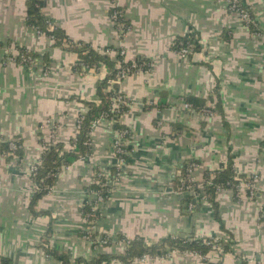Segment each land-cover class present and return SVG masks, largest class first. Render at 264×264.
<instances>
[{"label": "crops", "instance_id": "1", "mask_svg": "<svg viewBox=\"0 0 264 264\" xmlns=\"http://www.w3.org/2000/svg\"><path fill=\"white\" fill-rule=\"evenodd\" d=\"M27 1L0 0V137L20 141L23 152L22 162L0 158V264H99L101 256L125 254L120 237L154 245L190 235L214 239L223 254L179 251L132 264L263 260L264 195L237 199L224 189L213 203L192 199L195 208L189 211L184 201L192 197L178 184L189 162L198 163L195 177L201 183L232 160L238 176L258 175L264 190V0H236L262 37L231 14L224 0H116L129 25L124 36L111 19L114 0H44L43 14L71 40L97 50L123 49L127 61L150 66L121 83L128 111L118 122L104 120L93 129L92 155L64 168L36 201L29 166L42 155L44 132L55 130L57 142L68 149L79 116L88 111L84 102L100 103L97 84L107 71L76 72L75 53L27 24ZM192 34L199 51L179 57L175 39ZM17 47L37 56L29 64L12 61ZM117 50L110 53L114 60ZM191 102L216 115L186 109ZM118 123L130 132L128 154L97 225L111 243L95 248L83 236V208L96 170L112 176L118 167Z\"/></svg>", "mask_w": 264, "mask_h": 264}, {"label": "trees", "instance_id": "2", "mask_svg": "<svg viewBox=\"0 0 264 264\" xmlns=\"http://www.w3.org/2000/svg\"><path fill=\"white\" fill-rule=\"evenodd\" d=\"M45 5L44 0H28L27 1V24L30 27H33L37 30L38 34L45 35L47 37L54 38V46L62 47L67 51L73 52L77 55V62L74 65L73 69L79 74L86 75L91 70L98 71L101 66H105L107 71L106 78L100 81L97 84V95L100 99V103L97 104L95 102H87L85 101V106L88 111L83 116L84 120L82 122L81 128L76 134L75 138H72L70 141V145H74V149H65L62 143L57 142L55 146H51L47 150L42 153L41 156V165L37 168V171L31 174V180L34 185L40 187V190H36L34 193V201L41 198L43 195L47 194L53 185V182L56 176L63 170V168L69 167L74 164L76 161L80 159L89 157L92 155V142H91V133L92 126L97 120L101 118L112 119L114 117L111 114L110 110L113 105V98H115L116 92H119L120 85L114 84L111 85L110 81L117 79V76L120 72V69L117 67L118 61L121 62L122 68L132 66L133 62H129L126 60V57L121 54L120 50L115 49L114 47H107L104 50H97L92 45L83 43V42H75L67 36L65 31L57 26V24L47 18L42 9ZM127 23V22H126ZM128 25V23H127ZM191 39H194L197 44V52L200 49L198 38L195 34L189 36ZM189 40L186 37H178L175 39L173 44V50H179L180 44L186 46ZM1 48V44H0ZM21 54L35 58L37 55L27 51L24 48L17 47ZM118 53L117 60L111 58L110 53L116 51ZM17 62L20 63V58L17 59ZM138 64H146L147 66L143 69L144 71L149 69L150 64L148 62L138 61ZM113 88L115 92L109 90V88ZM193 106L200 110L204 106L199 105L198 103H192ZM126 111H128L127 106H120V112L117 114L118 120L121 115H123ZM80 116V117H81ZM118 131L127 130L126 127L120 125L119 123L116 125ZM1 138V137H0ZM18 149L16 150V155L19 157V161L22 162V143L18 141ZM9 150V142H4L1 145V152ZM60 152H62V157H59ZM190 163V162H189ZM187 168V164L182 170L183 179L185 176V170ZM117 169H113V174L116 173ZM98 174V170L95 172V176ZM215 178L213 180V185L206 187V192L209 196L208 200L212 203L214 202L215 196L217 194V187L227 186V183L230 181L232 185L235 187L238 185V181L234 180L238 175L234 171L232 160L229 161L227 166L224 168L222 172H214ZM211 173L205 175L204 178H209ZM94 176V179H95ZM240 179H243V176H239ZM182 181H179V186ZM92 189H98V187L93 184ZM108 189V188H107ZM103 196H105V200L107 197V190H101ZM192 198L185 200L184 203H191ZM91 213L90 206L87 205V200L85 201V207L83 208V215L85 217L86 214ZM97 215L100 216V212H97ZM83 236H88L87 232L83 233ZM102 237L106 239L107 236L100 235L98 232H94L91 234V240L94 241L97 238ZM124 241L128 242V247L125 254L120 256H101L98 263L102 262H113L115 260L121 261L124 264H132L136 259L143 257L144 255H148L152 258H161L166 257L168 253L177 249L181 252H191L196 253L201 256L208 255L213 250L214 239H198L192 242H186L180 239L168 238L162 240L161 242L148 245L142 238H137L133 240L124 239L120 237ZM111 243V239L109 238ZM208 242H211L209 244ZM62 259H65L64 256H60ZM216 264H220L219 262ZM245 264V263H242Z\"/></svg>", "mask_w": 264, "mask_h": 264}, {"label": "built area", "instance_id": "3", "mask_svg": "<svg viewBox=\"0 0 264 264\" xmlns=\"http://www.w3.org/2000/svg\"><path fill=\"white\" fill-rule=\"evenodd\" d=\"M224 1H226L228 8H229V12L231 14L237 15L246 24V26L248 28L255 29L254 32H255L256 36H259V37L263 36L261 34L259 28H258V25L256 24L255 20L252 18L251 14L247 8L242 6L236 0H224ZM111 19L114 22L119 33L122 36H124L129 29V25H127L125 17H124V12L118 7V2L116 0H114L113 8L111 10ZM49 38L52 40V42H54L53 37L52 38L49 37ZM186 38H188V40H189L188 44L186 46H184L183 44H180L179 50H175V53L181 58H191L192 56H194L197 53L196 41L194 39H191L190 37H186ZM14 51H17V50H14ZM120 52L122 55L125 56V52L123 49H120ZM117 56H118V53H117ZM14 57H16V59ZM14 57L11 58L12 61H17V59L20 58V63H23V64H29V63H32V61H33V58L25 56L18 51H17V55ZM146 66H147L146 64H138L136 62H133L132 66L122 68L121 62L118 61L117 67L120 69V72L117 76V79L110 81L111 85H114V84L121 85V83L123 81L127 80L134 73L144 71L143 69ZM102 69H105V66H101V68L99 70H102ZM109 90H112L113 92H115V90H113L112 87L109 88ZM116 95L117 96L115 98H113V105H112V108L110 110L111 114H113L114 117L112 119L101 118V119L97 120L95 123H93L92 131L94 128H97L104 120H112L114 122L119 121L116 116L120 112V106L124 105V106L128 107L129 102H128V99L121 92V89L119 90V92H116ZM185 108L193 111L194 106H193V104L186 103ZM198 112L201 113V115H203V116L216 115V111L214 109L208 108V107H203L202 109L198 110ZM85 114H86V112L81 114V115H85ZM80 116L77 120L76 130H75V134H74L73 138L76 137V134L80 130L82 122L84 120L83 116H81V117ZM162 126H163V124L161 123L160 127H162ZM54 132H55V130H53V132H52V129H51V132L49 130V133H48L49 135L47 137H46V135L44 136L45 138H44V140H42L43 152L45 150H47L48 148H50L51 146H55L57 144L56 136H55V134H53ZM129 134H130V132L128 130L118 131L117 138L114 141V144H113L114 153L119 160L118 167L116 168L117 169L116 173H114L112 176H107L104 172H101V170H98V174H96L95 179H94V184L98 187V189L90 188L88 190L87 205L90 206L91 213L86 214L84 217L86 222H87V229L85 232H87V235H88V236H85V238L95 248H98L100 246H107L108 243L110 242L108 236L106 239H103L102 237H100L99 239L97 238L96 240L92 241L91 240V234L94 232H98L97 231V225H98V221H99L100 216H101V206L106 201L105 196H103L101 193V190H107V197L109 198L112 195V193L114 192L115 187L118 185V183L121 179L122 173H121L120 168L123 165L125 157L128 154V151L126 148V141H127ZM4 142L5 141L0 138V158H5V159L11 158V157L17 158L16 150L18 149V145H17L18 141L17 140L9 141V150L1 152V145ZM74 148H75L74 145H72V146L69 145V147H68V149H74ZM59 157H62V152H60ZM40 165H41V157L39 158V160H37V162H35L29 166L30 175L32 173L36 172L37 168ZM197 167H198V163H196V162H190L187 164V168L185 170V176L181 180L182 183L178 187V190L181 192L189 193L193 200H196V201L208 200L209 196L206 192V187L213 185V180L215 178V176L213 174L214 172L211 173L209 178H203L202 182L199 183V181L195 177V170ZM225 167H221L216 172H222ZM234 171H235V169H234ZM234 180L238 181L237 186L234 187L232 185V183L229 181L227 183V186H224V187L218 186L217 187V193L223 191L224 189H231L236 194L237 199H243V198L246 199L247 198L250 200H253V199L258 198V197H262L264 195V190L263 191L261 190L262 188L260 186L261 185L260 184V178L258 175L255 174L252 176L244 177L243 179H240L239 176H237L234 178ZM34 187H35V191L40 190L39 186L34 185ZM200 189L202 190L201 192H200ZM194 208H195V204L190 203L188 210L193 211ZM97 212H100V216L97 215ZM262 217H263V215L261 214L260 218L262 219ZM124 243L128 247V242L124 241ZM208 243L211 244V242H208ZM212 251L216 252L219 255H222L224 252L223 248H221V246L219 244H217L216 241H214ZM177 252H179V250L173 249L168 253V255L166 257H169L172 254H175ZM161 258H165V257H161ZM156 259H159V258H152L148 255H144L143 257L136 259L133 263H135V262H138V263L147 262V261L156 260ZM113 262H118V261L115 260ZM258 264H264V259L260 260L258 262Z\"/></svg>", "mask_w": 264, "mask_h": 264}, {"label": "water", "instance_id": "4", "mask_svg": "<svg viewBox=\"0 0 264 264\" xmlns=\"http://www.w3.org/2000/svg\"><path fill=\"white\" fill-rule=\"evenodd\" d=\"M181 239L183 241H186V242H192V241H194V238H193L192 235H190V236H181Z\"/></svg>", "mask_w": 264, "mask_h": 264}, {"label": "rangeland", "instance_id": "5", "mask_svg": "<svg viewBox=\"0 0 264 264\" xmlns=\"http://www.w3.org/2000/svg\"><path fill=\"white\" fill-rule=\"evenodd\" d=\"M58 129H59V128H58ZM44 134L46 135V137L49 135L47 132H44ZM44 138H45V137L43 136L41 139L44 140ZM42 140H41V141H42ZM41 143H42V142H41Z\"/></svg>", "mask_w": 264, "mask_h": 264}]
</instances>
